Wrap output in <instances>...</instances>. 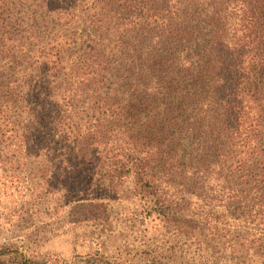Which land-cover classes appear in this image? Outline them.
I'll use <instances>...</instances> for the list:
<instances>
[{"label":"trees","instance_id":"trees-1","mask_svg":"<svg viewBox=\"0 0 264 264\" xmlns=\"http://www.w3.org/2000/svg\"><path fill=\"white\" fill-rule=\"evenodd\" d=\"M1 177L134 200L144 264H264V0H0Z\"/></svg>","mask_w":264,"mask_h":264},{"label":"rangeland","instance_id":"rangeland-1","mask_svg":"<svg viewBox=\"0 0 264 264\" xmlns=\"http://www.w3.org/2000/svg\"><path fill=\"white\" fill-rule=\"evenodd\" d=\"M128 185L131 193L132 184ZM17 191L14 186L0 185V264H121L127 260L144 264L142 236L150 235L156 222L140 223L134 200L110 205L106 221L97 225L83 221L91 210L80 212L75 204L56 201L29 207L17 202ZM133 217L134 231L128 232L125 219Z\"/></svg>","mask_w":264,"mask_h":264}]
</instances>
